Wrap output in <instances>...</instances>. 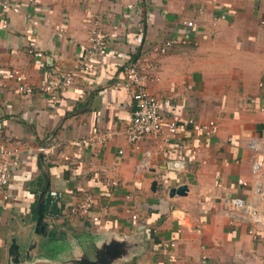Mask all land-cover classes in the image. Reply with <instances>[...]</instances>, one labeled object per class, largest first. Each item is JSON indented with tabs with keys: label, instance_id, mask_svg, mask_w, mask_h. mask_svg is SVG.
I'll use <instances>...</instances> for the list:
<instances>
[{
	"label": "crops",
	"instance_id": "1",
	"mask_svg": "<svg viewBox=\"0 0 264 264\" xmlns=\"http://www.w3.org/2000/svg\"><path fill=\"white\" fill-rule=\"evenodd\" d=\"M1 1L18 11L3 27L0 7V148L17 158L0 191V264H264V229L250 233L229 203L264 212V0ZM94 18L107 43L86 71ZM168 39L165 54L151 51ZM136 53L156 61L148 88L164 121L171 108L181 117L171 141L137 148L123 87ZM66 70L68 89L41 88L47 72ZM6 71L33 92H18ZM190 119L218 130L205 135ZM180 185L185 193L170 195ZM87 195L88 213H72Z\"/></svg>",
	"mask_w": 264,
	"mask_h": 264
},
{
	"label": "built area",
	"instance_id": "2",
	"mask_svg": "<svg viewBox=\"0 0 264 264\" xmlns=\"http://www.w3.org/2000/svg\"><path fill=\"white\" fill-rule=\"evenodd\" d=\"M128 6L131 5L128 3ZM0 7L2 15L1 24L3 27H8L9 22L6 19V11L17 12L18 7L10 5L7 1H1ZM220 16L224 18L225 14H221ZM183 22L189 26L195 25L193 20H185ZM106 43V36L100 29V20L94 18L89 28L88 45L83 47L86 57L79 64L80 68L88 71L91 60L103 52ZM175 43L176 40L174 39L155 43L152 45L151 51L156 55L165 54ZM34 55L41 56V53L36 52ZM155 68L156 61L144 53H136L123 65V87L134 101L133 115L131 122L126 128V137L128 142L136 148L138 147V143L147 137L163 136L165 141H171L177 135V126L181 119L175 108H171L169 109L170 119L167 122L164 121V105L148 88L149 81L154 78L153 72ZM4 75L16 78L18 81V92L25 95H30L33 92V88L27 83L25 77L17 71H6ZM72 83L73 72L71 70L50 71L46 73V79L43 80L41 88L44 91H62L68 89ZM189 122H193L192 119ZM193 123L196 129L205 135L215 134L218 130V126L214 120H209L204 124ZM250 147L253 151L258 150L257 143L253 140L250 142ZM40 149L43 150L44 148L41 147ZM15 152V149L11 151L6 148H0V191L6 189L10 180L11 167L17 164V158L11 159V155H15ZM145 164L146 162L143 160L141 166L144 167ZM259 168V164L255 162L253 173H256ZM112 183L115 184L116 182L113 181ZM49 192L54 197L60 196L56 190L51 189ZM229 203L232 209H242L247 213L251 223L255 226L250 228V233L254 234L255 229H264V212L260 211L255 205L240 198H233ZM90 208L91 201L89 195H87L78 205L73 206L70 210L72 213L86 214ZM205 263V256H201L192 264Z\"/></svg>",
	"mask_w": 264,
	"mask_h": 264
},
{
	"label": "water",
	"instance_id": "3",
	"mask_svg": "<svg viewBox=\"0 0 264 264\" xmlns=\"http://www.w3.org/2000/svg\"><path fill=\"white\" fill-rule=\"evenodd\" d=\"M155 185V182L153 183ZM186 186L185 185H180L178 186L177 188H171L169 193L170 195H173L174 193H178V194H184L185 191H186ZM46 190H48V187L46 188ZM42 206V205H41ZM43 213H44V208L43 206L40 207L39 209V216L37 218V222H36V229L38 230L39 229H42L43 228V222H42V219H43Z\"/></svg>",
	"mask_w": 264,
	"mask_h": 264
}]
</instances>
